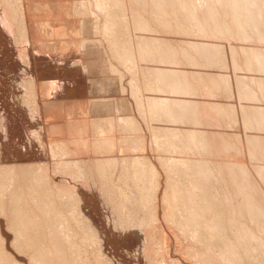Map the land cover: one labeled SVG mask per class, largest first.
I'll use <instances>...</instances> for the list:
<instances>
[{"label": "rangeland", "instance_id": "obj_1", "mask_svg": "<svg viewBox=\"0 0 264 264\" xmlns=\"http://www.w3.org/2000/svg\"><path fill=\"white\" fill-rule=\"evenodd\" d=\"M22 1L27 11L20 20L19 0H0V264H264V0H197L198 6L126 0L129 8L120 0ZM94 12L100 33L92 36ZM116 36L153 48L151 62L137 60V69L144 78L151 77L147 68L154 72V82L140 89L145 105L152 95L165 100L148 121L157 133L150 153L161 172L158 186L151 165L140 172V163L125 158L140 156L132 142L139 132L122 126L105 132L103 138L120 140L123 152L77 153L64 130L50 129L66 116L44 108V101L86 97L63 90L51 97L42 88L47 80L91 78L67 70L83 55L74 43L100 37L103 55L92 56L103 59ZM117 70L110 66L96 76L114 80ZM113 83L99 81L98 98H122V83ZM201 102L212 117L203 115ZM115 116L131 117L129 111ZM139 120L143 126L146 120ZM92 134L90 128L83 137ZM130 171L138 172L136 180L127 177ZM251 179L261 195L250 191Z\"/></svg>", "mask_w": 264, "mask_h": 264}, {"label": "bare ground", "instance_id": "obj_2", "mask_svg": "<svg viewBox=\"0 0 264 264\" xmlns=\"http://www.w3.org/2000/svg\"><path fill=\"white\" fill-rule=\"evenodd\" d=\"M137 0H134V5L136 3ZM216 1H220L223 4V0H216ZM121 5L124 8H129L128 3L126 0H120ZM193 5L194 6H198L199 3L197 2V0H193ZM259 6H261L260 8V17L262 18V26L264 29V1L263 4H259ZM19 8L21 10V15L20 13L17 14V17L22 20L21 16L25 15L26 16V11L27 9L25 8L23 1L19 0ZM144 11L150 12L147 9H144ZM227 11V10H226ZM92 20H89L91 26L88 28V31L90 32V34L93 35H97L100 33V23H99V16L97 15L96 12L92 13ZM163 16V14H162ZM168 16V15H167ZM166 16V17H167ZM155 18V17H154ZM165 18V16H164ZM163 18V19H164ZM152 20V19H151ZM154 21V20H153ZM152 21V22H153ZM68 26H75L73 21H67ZM151 22L149 20L145 21V25L147 28L151 29ZM191 24V22H190ZM195 24V23H193ZM26 28L28 30V26L26 23ZM130 26V25H129ZM129 26H126L128 29ZM135 26V25H134ZM196 26V25H195ZM194 26V27H195ZM207 26H209V28L211 27L210 24H207ZM125 27V30H127V28ZM198 27V26H197ZM196 29V27H195ZM199 29V28H198ZM197 29V31H198ZM26 30V31H27ZM104 30L105 33L107 34L108 31L110 30V25L105 23L104 24ZM200 30V29H199ZM25 33L26 36H28V31ZM191 31V30H189ZM258 34V33H257ZM212 35H219V33L214 34L212 33ZM220 35H222L220 33ZM191 36V35H190ZM216 37V36H215ZM218 37V36H217ZM261 37L264 41V31L261 32ZM234 38V37H233ZM28 39V38H27ZM251 39V37H250ZM92 40V39H91ZM129 40V41H128ZM128 40H125L123 42V40L120 39V36H116L114 38H110V41L108 43V45L110 46L109 49V53L110 55L108 57H105L103 59H97L94 58L92 56L93 53H98V55L102 54L103 55V50L105 47V44L103 42V40L100 37H96L93 41L88 42L87 39H83V40H78L76 43L78 48L81 49L82 48V58L76 59L74 61L70 62L67 64L70 67L67 69L71 74H75L76 76H78V73H84L83 75H90V79L87 78H73L71 83L69 82H65L63 81H53V80H47L43 83V91L45 92V95L50 94V96H56L54 94V92L58 93L60 90L65 91V93H67L68 91L71 94H80L86 95V97L84 99L81 100H77V101H63V102H59L57 100H54V103L50 104V103H46L48 101H44V105H45V109H54V113H56L58 116H66V120L65 122H61L62 124H54L53 127H51L50 129L56 133H62V131L64 130L65 133H67L72 139V142H75L72 146L74 152L77 153H83L86 152V150H91L96 154L99 155H107L110 153H115L119 147V152H123V148L120 146V140H118V138H116L115 136L111 135L107 136V138H103L105 137V132L109 131L111 129H116V127L119 126L120 131H122L121 126L122 127H126L129 128L134 132L137 131L139 133H135L137 135L133 136L132 138V142L134 146H136V148L134 149V152H138L140 154L139 157L134 158L133 156H130L127 154V156L125 157L126 160L130 161L133 160V163L138 162V164L140 163L141 166L140 172L142 171V166L145 167V165H151L154 169L152 170V177L155 178L154 183L157 184V186L159 185V170L157 169V167L153 164L152 161V157H151V153L153 151V143L152 142H156L154 141V137L157 136V133L153 130L152 127H150L149 122L157 116V112H155V108L154 106L156 104H162L163 102H165V100H161L160 98H156L153 95L148 98L147 102L148 105H145V99L143 98V94L140 91L141 88H143L144 86H149L151 84V82L153 81V73L151 71L150 68L146 69V72L151 76L149 78H144L143 76H141L142 74L139 72V70L137 68H139V64L137 63V60L140 61H146V62H151V43H146L145 42H138V41H134L131 36H128ZM30 41V40H29ZM262 41V40H261ZM143 43V44H142ZM28 44V43H27ZM193 44V42H192ZM29 46H31L30 42L28 44ZM90 45L93 47H95V50H92L91 48H88V46L90 47ZM133 45V46H132ZM134 45H136V47H134ZM90 49V51L87 50ZM205 48V46H204ZM235 47H233L234 49ZM28 49V48H27ZM31 49V48H30ZM41 49V47L39 48ZM153 49V48H152ZM155 49V48H154ZM36 50V49H35ZM157 50V48H156ZM158 51V50H157ZM156 51V52H157ZM140 52V53H139ZM155 52V51H154ZM159 52V51H158ZM108 53V54H109ZM107 54V55H108ZM161 56V55H160ZM5 57V56H4ZM113 58L114 59H119L117 60L116 64L113 62ZM159 58V57H158ZM162 59L164 57H161ZM206 59V58H205ZM165 60V59H164ZM160 61V60H159ZM8 63V62H7ZM207 63V62H206ZM26 64V62H25ZM23 65V64H22ZM116 66V68L118 69L117 71H115V73L117 74V77L114 80L111 79H105V78H99L98 76H96V74L99 75L100 72H102L103 70H106L108 67L110 66ZM20 66V64H19ZM31 66V64H30ZM67 66V67H68ZM14 67V66H13ZM45 67V66H44ZM42 67V68H44ZM226 68H229V65L226 64L225 65ZM35 68V66H34ZM40 68V67H39ZM42 71H44L45 74H47L48 68L46 69H42ZM51 71V70H50ZM31 72V71H30ZM35 72V71H34ZM52 72V71H51ZM34 74V73H33ZM88 75V76H89ZM164 75V74H163ZM185 75H187V73H185ZM12 76V75H11ZM74 77V76H73ZM127 79V84H124V80ZM193 80V79H192ZM19 81V80H18ZM36 81V80H35ZM99 81H103L104 83L107 84H115L113 83L114 81H117L119 83H122V87H119L121 89V93H122V98L120 99H115L112 97L109 98H105V99H101L98 98V94L101 93L102 91V87L99 86ZM199 82V81H198ZM2 83V82H1ZM0 83V84H1ZM9 83V82H8ZM203 83V82H202ZM205 83V82H204ZM11 84V83H10ZM34 84V83H33ZM154 86H157V83H153ZM194 85V84H192ZM197 86V84H195ZM202 85V84H201ZM204 85V84H203ZM36 86V85H35ZM195 86V87H196ZM5 87V86H4ZM9 87V86H8ZM30 87V86H29ZM33 87V86H32ZM204 87V86H203ZM37 86H36V91H37ZM160 88V87H159ZM167 88V86H166ZM192 88V86H191ZM198 87L195 88L196 91H198ZM202 88V86H201ZM12 89V88H11ZM31 89H35V87L31 88ZM162 89V88H160ZM168 89V88H167ZM8 90V89H7ZM67 90V91H66ZM74 90V92H73ZM158 90V89H157ZM166 90V89H165ZM163 90V92L165 91ZM194 90V89H193ZM35 91V92H36ZM113 92V90H111ZM200 91V89H199ZM202 91V89H201ZM200 91V92H201ZM205 91V90H203ZM207 91V90H206ZM166 92V91H165ZM164 92V93H165ZM199 92V94H200ZM15 93V92H14ZM32 93V92H31ZM163 93V94H164ZM167 93V92H166ZM7 94V93H6ZM16 94V93H15ZM70 94V96H71ZM130 94V95H128ZM207 94V93H206ZM40 95V94H39ZM14 96V94H13ZM16 96V95H15ZM51 96V97H52ZM142 96V98L140 99L139 97ZM165 96V95H164ZM204 96V95H203ZM23 97V95H22ZM25 97V96H24ZM32 97V96H31ZM36 97V100H35ZM72 97V96H71ZM74 97V96H73ZM200 97V96H199ZM21 98V97H20ZM40 97H38V94L36 92V95H33V99L34 102L37 103V111L38 114H42V107L39 105ZM55 98V97H53ZM24 99V98H23ZM9 100V99H8ZM19 101V99L17 100ZM23 101V100H22ZM132 101V102H130ZM15 102V101H14ZM33 102V103H34ZM208 102V101H207ZM216 102V101H215ZM17 103V102H16ZM32 103V104H33ZM35 103V104H36ZM219 103V102H218ZM131 104H134L135 109L132 107ZM216 104V103H215ZM102 106V107H108L110 110L107 109H99L96 110L98 108V106ZM200 105H203L204 107V111H203V115L205 117H212L211 113L206 110L207 104L204 102H201ZM17 106V105H16ZM18 107V106H17ZM35 107V106H34ZM120 108V109H119ZM213 108V107H212ZM208 109V108H207ZM216 109V108H215ZM247 109V107H246ZM14 110V109H13ZM242 110V108H241ZM248 110V109H247ZM258 110V109H257ZM90 111L91 117L92 118H87L88 112ZM122 111H129V115L131 116L129 119L126 118L124 119V117H120V116H115V114H117L118 112ZM231 111V110H230ZM244 111V110H243ZM107 112V117L102 118V116H105ZM236 112V111H235ZM258 112V111H257ZM43 115V114H42ZM99 115V116H98ZM32 116V115H31ZM199 117V116H198ZM203 117V118H205ZM7 118V117H6ZM139 118H141L142 120H146L144 125L145 128L141 125ZM4 119V118H3ZM34 119V118H33ZM264 119L260 120V125H261V121ZM149 121V122H148ZM148 122V124H146ZM35 123V121H34ZM8 124V123H7ZM20 124V123H19ZM36 126V125H34ZM39 126V125H38ZM215 126V125H214ZM3 127V126H1ZM5 128V127H4ZM93 131V136L92 137H83L84 134L89 133V130ZM164 129V128H163ZM35 130V129H34ZM48 130V129H47ZM124 130V129H123ZM141 130V131H139ZM160 130V129H159ZM127 132V131H126ZM160 132V131H159ZM163 132V131H162ZM161 132V134H162ZM124 133V131H123ZM133 134V133H132ZM40 135V134H39ZM128 135V134H127ZM153 135V137L151 136ZM166 135V134H165ZM164 135V136H165ZM67 136V135H66ZM163 136V137H164ZM169 136V135H168ZM36 138V136H34ZM136 137V138H135ZM208 137V136H206ZM151 138H153L151 141ZM253 138L254 137H248V143L252 144L253 143ZM38 139V138H37ZM69 139V138H68ZM156 139V138H155ZM160 139V138H159ZM165 139V138H164ZM57 140V139H56ZM129 140V139H128ZM161 140V139H160ZM218 140V139H217ZM255 140V139H254ZM168 141V140H166ZM30 142V141H29ZM68 142V141H67ZM140 142V144L138 143ZM164 142V141H163ZM163 142H158V147L160 149V145L164 146ZM218 143V142H217ZM259 143H262L264 145V140H262L260 138ZM27 144V143H26ZM29 144V143H28ZM27 144V145H28ZM32 144V143H30ZM59 144V143H58ZM157 144V142H156ZM165 144H167V142H165ZM55 145V143H54ZM207 145V144H206ZM212 145V144H211ZM218 145V144H216ZM52 146V145H51ZM70 146V145H69ZM68 146V147H69ZM220 146V145H219ZM217 146V147H219ZM26 147V146H25ZM29 147V146H28ZM63 147V146H62ZM207 147V146H206ZM61 148V147H60ZM29 149V148H28ZM32 149V148H30ZM54 149V148H53ZM114 149V150H113ZM164 148H162L163 150ZM34 150V149H33ZM156 150V149H155ZM162 150L160 152H162ZM90 151V152H91ZM157 151V150H156ZM73 152V153H74ZM89 152V151H87ZM89 152V153H90ZM92 152V154H93ZM164 152V151H163ZM88 153V154H89ZM239 153V152H238ZM56 154V153H55ZM95 154V155H96ZM162 154V153H161ZM66 155V154H65ZM71 155V154H70ZM64 156V155H63ZM77 156V155H76ZM93 156V155H92ZM73 156H71L70 158H72ZM96 157V156H95ZM161 157V155H160ZM74 158V157H73ZM67 161V160H66ZM69 162V161H68ZM87 162V161H86ZM126 163V162H125ZM130 163V162H128ZM132 163V164H133ZM164 163V162H163ZM236 163V162H234ZM65 164V163H64ZM64 164L62 165L64 168ZM71 164V163H70ZM80 164V163H79ZM91 164V163H90ZM94 165V164H93ZM131 165V164H130ZM134 165V164H133ZM232 165V164H231ZM60 166V164H59ZM168 167V166H167ZM165 167V168H167ZM23 168V167H22ZM36 168V167H35ZM62 168V167H61ZM24 170V169H22ZM27 170V169H26ZM26 170H25V174H26ZM31 170V169H30ZM138 170V169H137ZM166 170V169H165ZM98 171V170H97ZM249 171V170H247ZM250 172V171H249ZM30 174V172H27ZM67 173V171H66ZM77 173V172H76ZM135 173H138L137 171L134 172V177L133 172L130 171L129 175L127 176L128 178H133V180L137 179V175H135ZM161 173V172H160ZM248 173V172H247ZM32 174V173H31ZM146 177L145 179H150L151 176L149 175L148 172V168H147V172H146ZM24 175V174H23ZM27 175V174H26ZM162 175V174H161ZM248 175V174H247ZM28 176V175H27ZM16 177V176H15ZM33 176H31V179H34ZM248 177V176H247ZM28 179L30 177H27ZM26 178V179H27ZM19 179V178H18ZM141 179V176L139 177V180ZM249 179V178H248ZM30 180V179H29ZM146 181V180H145ZM249 183V184H248ZM26 184V183H25ZM247 184L249 185L250 191L253 190H257V192L260 190L261 187H258V185L253 181V179L249 180V182H247ZM237 185V184H236ZM86 190V189H84ZM104 190V189H103ZM70 191V190H69ZM105 192V191H104ZM254 193V192H253ZM260 193V191H259ZM76 194V193H75ZM74 194V195H75ZM83 194V193H82ZM80 193V195H82ZM261 195V193H260ZM77 196V195H76ZM80 197V196H79ZM257 199L260 200V198L258 196H256ZM66 198V197H65ZM73 198V197H71ZM74 199V198H73ZM83 199V198H82ZM233 199V198H232ZM262 199H264V197H262ZM82 201V200H81ZM81 201L79 200L80 204ZM84 201V199H83ZM86 202V201H85ZM84 202V203H85ZM134 207V205L132 206ZM137 207V206H135ZM134 207V208H135ZM53 208V207H52Z\"/></svg>", "mask_w": 264, "mask_h": 264}]
</instances>
